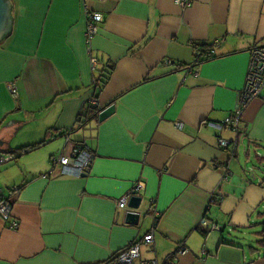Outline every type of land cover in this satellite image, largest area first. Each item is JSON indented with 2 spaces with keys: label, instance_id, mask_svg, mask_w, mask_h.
I'll list each match as a JSON object with an SVG mask.
<instances>
[{
  "label": "crops",
  "instance_id": "0c3cea01",
  "mask_svg": "<svg viewBox=\"0 0 264 264\" xmlns=\"http://www.w3.org/2000/svg\"><path fill=\"white\" fill-rule=\"evenodd\" d=\"M10 3L0 141L6 149L45 143L29 151L38 155L0 164L19 223L10 228L0 216V264H119V252L150 232L133 264H264V247H247L254 238L227 232L264 220V88L238 128L205 123L240 108L250 50L264 44V0ZM92 12L104 20L89 51ZM214 42L195 64L196 47ZM109 102L115 112L101 122L92 107ZM79 141L94 154L88 173H51V156ZM139 181L149 213L134 225L118 202Z\"/></svg>",
  "mask_w": 264,
  "mask_h": 264
},
{
  "label": "built area",
  "instance_id": "2783aa9c",
  "mask_svg": "<svg viewBox=\"0 0 264 264\" xmlns=\"http://www.w3.org/2000/svg\"><path fill=\"white\" fill-rule=\"evenodd\" d=\"M177 4L188 6L191 4V0H175ZM104 17L101 13L92 12L89 13L88 25L86 30V41L91 50V43L93 38L99 31V24L103 22ZM219 42H214L211 45V49L205 50L201 47H196V62H200L203 55L211 56L214 53V48ZM251 59L249 62V68L245 80V85L241 92V104L240 108L235 110L224 121H205L208 126L215 127L219 130L224 128H238L241 122L244 110L247 105L257 96H259L264 88V44L256 45L251 48ZM96 58H93V64L95 65ZM9 90L13 96H18V88L14 83L9 84ZM179 127H183V123H177ZM219 144L227 147L229 142L222 138H219ZM9 159L0 150V164L6 162ZM94 160V154L88 149L87 145L83 141L75 142L69 153L61 151L56 155L51 156V173H54L56 169L61 174L76 175L88 172ZM144 187V183L139 181L119 200L118 205L121 208H125L126 204L131 196L138 195L141 189ZM0 216H2L7 222L9 221L10 228H17L19 223L11 219L13 214V201L10 197H6L3 194V189L0 188ZM205 226H209L210 222L207 219L203 220ZM218 225H215V228ZM153 232L146 234L141 241H132L125 249L119 252L116 257V261L119 264H133L135 259L141 255L140 243L153 241ZM182 250H186V247H182ZM154 264H157L154 262ZM167 264H177L176 260L172 257L167 259Z\"/></svg>",
  "mask_w": 264,
  "mask_h": 264
},
{
  "label": "water",
  "instance_id": "95a60500",
  "mask_svg": "<svg viewBox=\"0 0 264 264\" xmlns=\"http://www.w3.org/2000/svg\"><path fill=\"white\" fill-rule=\"evenodd\" d=\"M11 3L10 0H0V40L5 37L11 30ZM115 112V103L105 104L101 107L98 112L99 121H104L109 116H111ZM235 148L238 145V140H234ZM232 141L229 142L231 144ZM8 147L3 148L5 146V140L0 141V150L4 153L11 154L13 159H16L22 156L24 153H28V150H22V148H13L10 146V143H7ZM6 145V146H7ZM21 152L19 153L18 151ZM88 172L81 174L80 176L86 175ZM127 211L125 212V220L127 223L138 225L141 219L148 215L149 211L143 207V196L142 195H134L131 196L126 204Z\"/></svg>",
  "mask_w": 264,
  "mask_h": 264
},
{
  "label": "rangeland",
  "instance_id": "374dc122",
  "mask_svg": "<svg viewBox=\"0 0 264 264\" xmlns=\"http://www.w3.org/2000/svg\"><path fill=\"white\" fill-rule=\"evenodd\" d=\"M7 143V142H6ZM7 145V144H6ZM7 157H10L9 155H11V154H8V153H4ZM31 155H38V154H36V152L35 151H33V152H28L27 154H23L22 156H20V157H18V158H16V159H19V160H22V161H25L26 159H29V156H31ZM12 157H14V156H12ZM11 161H14L13 159H10V160H8L6 163H11ZM5 164V163H4ZM3 164V165H4ZM2 165V164H1ZM1 165H0V167H1ZM263 167H264V164H261ZM262 169H261V167H259V168H257V172H261V173H263L262 171H261ZM260 211H264V209H259ZM262 220V219H261ZM262 223H260V224H257L256 226H254V227H249V229H236V228H231V230H229V231H227L228 233H233L234 232V234H237L236 232H239L240 231V235L242 236V237H244V238H254L255 240H252V241H250V242H248L247 243V247L249 248V246L250 245H262V247H264V235L262 234V235H257L256 234V232H258V231H264V220H262L261 221ZM228 228V227H227ZM253 235H254V237H253ZM227 236V235H226ZM262 241V242H261Z\"/></svg>",
  "mask_w": 264,
  "mask_h": 264
},
{
  "label": "trees",
  "instance_id": "16d2710c",
  "mask_svg": "<svg viewBox=\"0 0 264 264\" xmlns=\"http://www.w3.org/2000/svg\"><path fill=\"white\" fill-rule=\"evenodd\" d=\"M198 45H204L203 43H198ZM109 67L111 68V69H113L114 68V65H109ZM109 80V76L107 75L106 76V79H103L102 80V84H100V89H102L104 86H105V84L107 83V81ZM110 103H113V102H109L108 104H110ZM101 107H103V106H99V105H96L95 107H92V109H93V113L92 114H97L99 111H100V109H101ZM83 115H85V112H82L81 113V115L78 117V120H81V118L83 117ZM72 129V128H71ZM45 143V141L44 142H41V143H38L36 146H34L33 148L32 147H30V148H28V147H25V148H23L22 150L24 151V150H28V151H31V150H33V149H35V148H37L38 146H40V145H42V144H44ZM19 153L21 152V150L20 151H18Z\"/></svg>",
  "mask_w": 264,
  "mask_h": 264
}]
</instances>
